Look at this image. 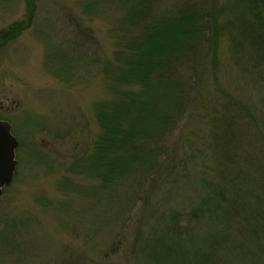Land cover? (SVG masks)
Masks as SVG:
<instances>
[{
	"label": "rangeland",
	"instance_id": "1",
	"mask_svg": "<svg viewBox=\"0 0 264 264\" xmlns=\"http://www.w3.org/2000/svg\"><path fill=\"white\" fill-rule=\"evenodd\" d=\"M178 1L152 3L160 15ZM133 10L117 0H0V120L19 140L14 180L0 194V264H157L151 245L175 243L173 216L182 220L223 174L205 154L216 100L242 106L245 145L232 147L239 176L264 179V81L238 69L226 31L206 74L208 96L181 133L184 176L163 186L148 180L142 189L124 177L114 181L100 114L128 85L121 74L129 72L127 44L141 34ZM227 18L219 15L221 22ZM259 69L264 74V62ZM129 83L140 90L138 82ZM228 180V198L240 206L243 190L250 199V181ZM235 215L218 264H264V237L252 247L241 233L247 218ZM209 230L199 224L194 241L201 243Z\"/></svg>",
	"mask_w": 264,
	"mask_h": 264
},
{
	"label": "trees",
	"instance_id": "2",
	"mask_svg": "<svg viewBox=\"0 0 264 264\" xmlns=\"http://www.w3.org/2000/svg\"><path fill=\"white\" fill-rule=\"evenodd\" d=\"M181 1L162 13L157 11V15L152 0H117L119 6L134 8L131 14L137 20L141 18L140 25L138 22L134 27L141 34L127 44L131 51L125 58L129 72L121 74L128 85L119 89L118 97L100 114L108 143L103 141V156L114 181L124 177L131 186L137 182L141 189L148 180H159L163 186L186 173L187 163L178 157L181 133L208 96L206 74L218 59L222 34L230 32V53L233 61L237 59L238 69L264 81L259 69V63L264 62V0H228L220 7L212 6L209 0ZM222 13L229 19L221 22ZM181 63L186 70L179 69ZM131 81L138 82L140 90L132 89ZM241 108L232 101L216 100L209 114L211 151L205 154L215 160L216 167L223 166V174L209 183L208 192L182 220L173 216L171 232L175 243L152 244L155 263L218 264V248L229 241L237 213H244L248 220L241 233L250 237L249 244L256 248L257 239H263L264 221L261 225L259 221L252 223L249 215L264 219V184L257 182L261 179L257 175H247L249 179L239 176L241 163L236 150H232L245 145L246 123L241 130ZM229 178L234 182L238 178L250 181V199L241 190L245 200L240 206L228 198L225 187ZM260 184L262 190L258 188ZM201 223L209 224L210 230L197 243L194 235ZM166 227L169 229V222Z\"/></svg>",
	"mask_w": 264,
	"mask_h": 264
},
{
	"label": "water",
	"instance_id": "3",
	"mask_svg": "<svg viewBox=\"0 0 264 264\" xmlns=\"http://www.w3.org/2000/svg\"><path fill=\"white\" fill-rule=\"evenodd\" d=\"M18 138L11 132L9 126L0 120V194L3 188L14 180L18 160L16 151Z\"/></svg>",
	"mask_w": 264,
	"mask_h": 264
}]
</instances>
